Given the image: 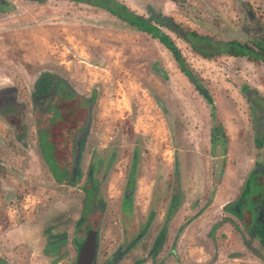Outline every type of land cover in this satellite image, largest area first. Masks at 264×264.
Returning a JSON list of instances; mask_svg holds the SVG:
<instances>
[{
  "label": "crops",
  "instance_id": "obj_1",
  "mask_svg": "<svg viewBox=\"0 0 264 264\" xmlns=\"http://www.w3.org/2000/svg\"><path fill=\"white\" fill-rule=\"evenodd\" d=\"M0 1H5V6L10 3ZM21 1L24 21L30 19L36 25L0 27V264H13L12 259L14 264H26V260L30 264H76L89 254L80 251L90 231L95 233L90 264H95L103 203L96 205L90 199L99 193L105 175L122 178L118 195L127 178L133 193L161 198L164 211L170 210L157 242V234L149 240L144 264H153L160 253L167 255L163 264H243L245 256L233 250L237 249L233 244L244 243L242 229L250 225L245 181L253 161L264 170V62L224 56L231 61L230 76L239 79L240 86L230 80L222 92L228 107H217L218 94H211L209 86L206 90L202 84L216 72L213 68L218 58L197 57L195 64L188 66L196 85L154 40L161 52L154 60L144 59V76L130 83L134 93L107 97L102 88L116 81L117 69L111 73L109 61L98 42H91L94 37L90 34L103 36L106 31L119 56L121 29L129 35L141 33L121 28L114 16L94 5L69 0ZM114 1L143 18L150 11L174 15L171 0ZM254 5L264 6V0H245L246 7L253 9ZM9 13L0 11V15ZM106 17L118 21L119 26L105 23ZM259 22L264 33V17ZM133 66L137 69L141 65ZM133 68L128 77L135 75ZM168 69L180 82L186 80L193 87L202 107L192 111L183 98L176 107L171 108L167 101L164 104V90L178 94ZM26 82L33 90L27 91L28 97L22 85ZM46 83H65L68 94L64 100L77 97L84 112L65 133L64 144L57 145L61 158L57 163L66 172V178L59 181L40 153L35 121L28 112L36 109L39 116L49 114L51 104L47 106L43 94H34V88ZM116 102L127 106L120 109ZM174 119L180 124L186 121L179 132L182 136L173 131ZM249 146H253L251 157L245 155ZM108 156L112 159L108 160L110 170L104 174L103 162ZM90 186L95 190L90 191ZM71 190L77 197L85 196L84 201L76 202ZM108 192L109 188L104 194ZM135 205L132 200L131 206ZM82 212L87 217H82ZM90 214L96 215L94 223H90ZM113 225L114 221L109 227ZM207 244L212 249L208 250ZM242 248L248 250L246 245ZM261 248L264 251V246ZM255 258L264 264V254L258 252ZM121 261L117 259L115 264Z\"/></svg>",
  "mask_w": 264,
  "mask_h": 264
},
{
  "label": "rangeland",
  "instance_id": "obj_2",
  "mask_svg": "<svg viewBox=\"0 0 264 264\" xmlns=\"http://www.w3.org/2000/svg\"><path fill=\"white\" fill-rule=\"evenodd\" d=\"M8 5L5 6V1H0V11H10L9 14H1L0 15V27L2 28H12V29H22V28H29L32 27L35 24V21L33 20H26L23 19V10L20 9L23 6V3L21 0H8ZM14 1L13 3H11ZM173 4V13L172 19L175 20V22L179 23L182 26L188 27L191 30H194L200 35H206L208 37H211L215 40H238V41H248L251 35L255 36H263L264 33L262 32V26L259 22L264 17V6L260 5H254L253 9L247 10V7L245 6V0H171ZM252 15V16H250ZM105 23H109V25L112 26V24L119 26L118 21L111 19V18H104ZM125 27V25L121 24V28ZM127 29V27H126ZM128 31L121 29V35H120V41H117L121 44V50L119 52V56L116 55V52L114 53V45L112 40L108 39L109 35L106 31H104V35L100 36L99 34L96 35V33L90 34V38L94 37L91 42L96 44L99 47L100 52L104 55V58L109 61L108 68L110 69L111 73L113 70L117 69V72L114 73L115 75L120 76V79L116 76V81L114 83H107V86L102 88V91H105V94L107 97H113L115 95H118V93H124L127 97L128 95L134 91L132 87H130V83L132 81H135L134 78L142 79L144 76V70L146 67H144L145 58L146 60H149L153 58V60L156 58V56L161 52L160 46L149 36L141 33H136V35L128 34ZM172 39L174 45L179 49V52L183 58L184 64L187 66V68H190L188 66L195 64V61L197 59V55H195L184 43H182L180 40L176 39L173 35H169ZM97 37L100 38V40H97ZM1 39V38H0ZM1 41V40H0ZM87 44V43H86ZM130 44V46H134L135 48H129L127 47ZM151 53V55H149ZM164 54V53H163ZM165 56L171 60L169 54H165ZM165 58V60L167 59ZM218 62L216 63V67L213 68L216 70V72L210 77H207L204 79V85L205 89L207 90V85L209 86L211 94H218V97H216L217 101V107L221 105V107H228L227 102H225L224 98L222 97L223 87L226 85L229 87V81H233V83H237L235 85L240 86L239 79H235V77H231V72L229 69H231V64L229 61L230 59H227L224 56H218ZM141 65L137 67V69H134L133 65ZM197 64V63H196ZM121 66V67H118ZM149 66V65H148ZM137 70L135 75L132 77H128L129 75V69ZM124 70V71H123ZM190 70V69H189ZM209 70L210 69H205ZM214 70V71H215ZM126 71V74H125ZM192 72V71H191ZM169 79L170 82H173V84L176 86L175 90L178 92V94H175L170 90H164L162 92L163 95V102L167 101L169 103V106L172 108V106L176 107L177 104L180 103V98H183V103L188 105L192 111H195L196 108L202 107V102L200 101L199 95L195 92L193 87L186 81L183 80L180 82L176 78L175 75L168 69ZM231 75V76H230ZM127 77V80L125 81V78ZM241 78V77H240ZM151 80V79H150ZM197 81V80H196ZM209 83H213L211 86ZM119 84H121L119 86ZM25 90V96L28 97V92L33 91L31 87V83H23L22 84ZM44 85V84H43ZM133 86V84H132ZM211 86V87H210ZM35 87V86H34ZM220 87L221 89H219ZM27 89V90H26ZM215 89H218V91H215ZM115 90V93H114ZM232 89L230 88V91ZM28 91V92H27ZM161 91V90H160ZM157 91V92H160ZM235 91V90H233ZM37 88H34V94L36 95ZM103 95V94H102ZM220 95L222 98H220ZM177 97H179V100H177ZM160 98V97H159ZM110 99V98H109ZM109 99L107 101H104V106L109 102ZM48 99H46L47 103ZM27 104L29 103V100L27 98ZM117 103V107L121 109L122 106H127L124 103ZM227 104V105H226ZM180 107L182 105H179ZM185 107V106H184ZM186 108V107H185ZM78 111H81V114L84 115V112L82 111V105L81 101L77 97H70L67 100H63L62 102H59L58 100L54 102L51 106V112L53 113L51 115V119L49 120V124L47 127L40 132V141H39V148L40 153L43 158L47 159V163L49 164V169L52 171V173L55 175V177H58L60 179L66 178V172L63 170L61 166L58 165L57 161L61 158H59L60 153L57 150V145H63L64 144V138L58 137V139L54 138L57 136V133L61 126L63 127H70L75 125L74 120L77 118H72V113ZM171 110V109H170ZM29 117L33 119V115H38L35 109H30L28 111ZM171 115V114H170ZM71 116V118H70ZM105 119L108 120L109 117L107 115H104ZM192 117V115L190 116ZM173 118H176L174 115ZM33 120L31 124H33ZM189 122H191L189 120ZM171 124V122H170ZM172 124H174V133L176 135L182 136L181 133H179L183 128L184 124H186V121L184 123H181L176 121L174 119L172 121ZM245 124V123H244ZM179 125V126H178ZM187 125V124H186ZM102 127V126H101ZM182 127V128H181ZM233 127V126H232ZM32 129V128H31ZM234 131V128H232ZM127 131V130H126ZM236 142V140H234ZM250 147V146H249ZM247 147L245 151V155H249V157L252 156V148ZM231 150V149H229ZM254 151V149H253ZM111 159L106 157L105 161L103 162L104 165H108L107 171L110 170V164L108 160ZM112 160V159H111ZM210 166V165H209ZM206 168L207 170L209 169ZM205 167H207V164H205ZM242 165H240L239 171H241ZM107 173V172H106ZM84 175V174H83ZM123 176V174H122ZM122 179V178H121ZM120 176L114 175L113 177L110 175H105V178L103 182L99 183V193L94 196V199H90V203L93 201L96 205L102 204V207L99 211L100 219H99V229L101 231L98 232L99 239H98V258H96L95 264H101L103 261L107 260L111 254H113L114 250L116 249L117 245L121 244L120 251L127 248L133 239H135V236L141 231H144V234L141 238V240L137 241V247L130 248L126 251V257L122 258L121 264H131L133 260L139 261L137 264H144L145 255H148V250L151 246V243L149 242L150 238L153 235L157 234V231L155 230L159 227V223L161 224L163 219V213H164V204H160V200L154 198V195H148L145 193H133L132 200L135 202V206H131V210L126 212H122L119 209V195H118V188H119V181L121 180ZM78 181V180H77ZM84 182V179H82ZM84 186V183H83ZM110 189V192H108L109 195L104 194V192L107 189ZM252 189L249 186V192L252 193ZM69 192V191H68ZM74 193L73 196L76 202H80L82 199L84 201L85 196H76V191H70ZM78 199V200H77ZM163 201V200H162ZM100 207V205H99ZM111 208V209H110ZM130 209V208H129ZM246 209V208H245ZM91 210V209H90ZM137 212V213H136ZM126 213V214H125ZM130 213V214H129ZM136 213V214H135ZM246 209V214H247ZM246 216V215H245ZM82 217H87V214L85 212H82ZM90 223H94L96 221V215L92 216L90 214ZM150 218V222L147 223V220ZM247 218V222L249 223L251 220L250 218ZM95 220V221H94ZM112 221L115 222V225L112 227H109L110 224H112ZM154 223V224H152ZM92 225V224H91ZM116 227V228H115ZM145 228V229H144ZM209 228V227H208ZM206 232H208L207 227L205 228ZM243 233L245 232V241L242 245H235L233 244L234 248L233 250H237L245 256L244 260L242 261L243 264L250 262H254L256 264H262V262L255 258L256 253L260 252L261 254H264V251L262 250L261 246L258 245L256 242H253L251 238H249V227L243 228ZM104 231V234L102 233ZM103 237H105L103 239ZM152 238V239H153ZM243 245H246L248 250L242 248ZM208 250L212 249L210 248V245L207 244ZM240 250V251H239ZM167 252V251H165ZM234 252V251H232ZM166 254L161 253L159 254V257L156 259L154 258L153 264H161L162 261L166 258ZM129 258V259H127ZM224 258V257H223ZM13 264L16 263L15 260H10ZM32 262L37 263L36 260H33ZM30 264L28 260H26V264ZM40 264V263H37ZM150 264V263H149ZM163 264V263H162Z\"/></svg>",
  "mask_w": 264,
  "mask_h": 264
},
{
  "label": "trees",
  "instance_id": "obj_3",
  "mask_svg": "<svg viewBox=\"0 0 264 264\" xmlns=\"http://www.w3.org/2000/svg\"><path fill=\"white\" fill-rule=\"evenodd\" d=\"M36 3H42L45 0H30ZM72 2L94 5L100 9L105 10L110 15L114 16L122 25L136 30L137 32L143 33L149 36L151 39L159 43L170 55L171 59L175 62L179 71L184 74L189 81L198 85L191 71L184 64L183 58L179 52V49L174 45L170 35H173L176 39L182 41L188 48L198 57L202 59H212L218 56H228L233 58H245L250 62H264V37L251 35L248 41L238 40H215L206 35H200L194 30L188 27L182 26L175 22L171 17L163 16L158 13L148 12V16L143 18L129 11L122 4L114 0H69ZM250 7H247L249 10ZM251 10V9H250ZM252 16V15H250ZM75 97V96H73ZM62 100H58L62 102ZM54 104V103H53ZM52 106V104H51ZM49 114L42 116L37 121V140L38 145L40 141V132L44 130L49 124L51 119V107L49 108ZM72 118H77L73 122L81 120V111L77 110L73 112ZM71 118V116H70ZM71 127V126H70ZM70 127L61 126L57 136L65 139V133ZM58 150V149H57ZM47 161V159H46ZM48 162V161H47ZM48 164V163H47ZM49 166V164H48ZM60 178L56 177V181Z\"/></svg>",
  "mask_w": 264,
  "mask_h": 264
},
{
  "label": "flooded vegetation",
  "instance_id": "obj_4",
  "mask_svg": "<svg viewBox=\"0 0 264 264\" xmlns=\"http://www.w3.org/2000/svg\"><path fill=\"white\" fill-rule=\"evenodd\" d=\"M66 84L65 83H46L44 86H40L38 92H36V95H42L43 99H48L47 103L49 106L50 104H53L57 100L65 99V97L68 94V91H66ZM46 101V100H45ZM10 103V101H9ZM8 105V104H7ZM12 106L13 105H9ZM36 110V109H35ZM37 111V110H36ZM43 114L39 115H33V120L35 121L34 126L36 125L37 130V121L41 119ZM108 165H103L104 174H106ZM260 163L257 164L256 160L253 161L252 169L249 172V176L247 177V180L245 181V191H246V201L247 202V217L250 218L249 222V232L250 236L249 238H253L252 241L256 242L261 247L264 246V170ZM249 186L253 190L252 193L247 192L249 191ZM94 191L92 186H90V191ZM244 191V192H245ZM243 192V193H244ZM132 193H133V184L130 183V180H127L125 178L123 180V184L120 188L119 192V209L124 213L126 210L130 211L132 207H129V204L131 206L132 201ZM102 207V205H101ZM130 208V209H129ZM170 210L166 209L163 213V219L161 223V228L157 232L156 236V242L158 238L162 234V229H164L166 218H168ZM137 213V212H136ZM135 213V214H136ZM126 214V213H125ZM130 214V213H129ZM151 220L150 218L147 220V223H149ZM145 229V228H144ZM145 232L141 231L135 236V239L132 240L130 245L125 248L124 250H119L121 247V244L117 245L116 249L114 250L113 254L107 258V260L103 261L101 264H115L117 262V259L122 260L123 257H126V251L130 248L137 247V241L141 240L143 234ZM156 242H153V245L155 246ZM129 259V258H127ZM118 263V262H117ZM139 261L133 260L131 264H137ZM93 264V262H92Z\"/></svg>",
  "mask_w": 264,
  "mask_h": 264
},
{
  "label": "water",
  "instance_id": "obj_5",
  "mask_svg": "<svg viewBox=\"0 0 264 264\" xmlns=\"http://www.w3.org/2000/svg\"><path fill=\"white\" fill-rule=\"evenodd\" d=\"M94 236L95 233L93 231H90L80 251L81 254H82V250H85V252L88 251L89 254L84 260L82 258L81 259L79 258L76 264H90L91 258L94 255V248H95Z\"/></svg>",
  "mask_w": 264,
  "mask_h": 264
}]
</instances>
